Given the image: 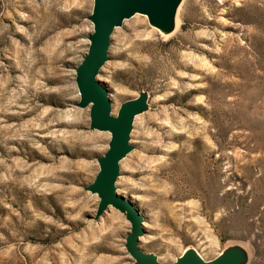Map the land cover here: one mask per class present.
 <instances>
[{
	"label": "rangeland",
	"instance_id": "374dc122",
	"mask_svg": "<svg viewBox=\"0 0 264 264\" xmlns=\"http://www.w3.org/2000/svg\"><path fill=\"white\" fill-rule=\"evenodd\" d=\"M93 7L0 0V264H136L127 213L89 189L111 140L78 106ZM118 27L97 80L113 116L145 102L114 184L138 249L264 264V0H186L168 39L142 13Z\"/></svg>",
	"mask_w": 264,
	"mask_h": 264
},
{
	"label": "water",
	"instance_id": "95a60500",
	"mask_svg": "<svg viewBox=\"0 0 264 264\" xmlns=\"http://www.w3.org/2000/svg\"><path fill=\"white\" fill-rule=\"evenodd\" d=\"M175 0H94L90 20L93 32L89 36L87 55L76 69V85L79 91V107L90 106V129L108 131L111 140L107 152L98 159L100 171L96 176L90 191L100 199L99 212L108 206L115 207L127 213V219L132 224L131 234L127 237L126 248L135 259L136 264H159L155 257L144 254L138 249V238L142 234V218L129 204H125L115 194V182L119 176L120 161L131 151L130 132L134 117L144 108L143 98L124 103L117 116L111 114V101L108 92L97 80V76L108 60V50L111 35L124 19L136 13L145 14L150 23H167L170 8ZM172 264H236L235 258L229 252L223 257L203 262L194 254L184 255Z\"/></svg>",
	"mask_w": 264,
	"mask_h": 264
},
{
	"label": "bare ground",
	"instance_id": "6f19581e",
	"mask_svg": "<svg viewBox=\"0 0 264 264\" xmlns=\"http://www.w3.org/2000/svg\"><path fill=\"white\" fill-rule=\"evenodd\" d=\"M186 3V0H175L174 3L171 5L170 8V16L165 24H158L156 22H152L156 28H158L165 38H169L173 35H176L180 31V25H181V15L182 10L184 7V4ZM138 18V16L136 17ZM127 19L125 18L124 21ZM125 23V22H124ZM119 28V27H118ZM98 77V76H97ZM138 117V115H136ZM136 116L134 118H136ZM124 160V158L122 159ZM109 207V206H108ZM117 219V215L114 213L111 216L110 221H115ZM236 246V245H235ZM240 246V245H239ZM248 246V245H247ZM242 247V246H241ZM244 248V247H242ZM249 250V249H248ZM250 251V250H249ZM244 253V252H243ZM246 254V253H244ZM248 254V253H247ZM196 255V254H195ZM243 255V254H242ZM249 255V254H248ZM246 256V255H245ZM198 257V256H197ZM247 257V256H246ZM245 258V257H244ZM249 259V257L247 258ZM252 261V260H251ZM246 262V260H245ZM244 262V264H245ZM248 263V262H247Z\"/></svg>",
	"mask_w": 264,
	"mask_h": 264
}]
</instances>
